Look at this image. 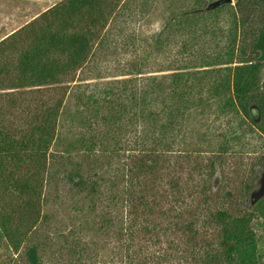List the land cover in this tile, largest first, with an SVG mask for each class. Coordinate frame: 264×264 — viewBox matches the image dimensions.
<instances>
[{"label": "trees", "instance_id": "1", "mask_svg": "<svg viewBox=\"0 0 264 264\" xmlns=\"http://www.w3.org/2000/svg\"><path fill=\"white\" fill-rule=\"evenodd\" d=\"M161 1V27L143 40L136 29ZM212 1L62 0L0 41L5 264H44L61 190L98 213L122 262L143 264L134 241L152 236L186 264H260L258 174L213 178L248 135L264 136V0L204 11ZM222 10L227 40L211 19Z\"/></svg>", "mask_w": 264, "mask_h": 264}, {"label": "rangeland", "instance_id": "2", "mask_svg": "<svg viewBox=\"0 0 264 264\" xmlns=\"http://www.w3.org/2000/svg\"><path fill=\"white\" fill-rule=\"evenodd\" d=\"M61 1L0 0V41ZM234 2L235 0H233L232 4ZM168 5L169 2L164 3L161 1L159 3V10L152 16L151 21L144 24L140 29H136V32L141 35L143 40L160 29L161 14L166 12L165 6ZM215 18H217L216 26L224 27L221 29H224V40H227L228 37H225V35L228 30V12L226 10L219 11L217 16L211 19L214 20ZM133 26L135 27V24ZM131 33L132 30L126 34ZM122 39L120 38V40ZM125 56L123 50L116 58L111 56V59L118 63ZM94 82H98V80ZM68 101L67 108H65L66 112L75 109L73 102L71 100ZM64 116L65 119L69 118L68 115ZM225 123L226 118H224V125ZM73 128L71 127L72 131L75 130ZM63 131L64 133L60 136L72 137L73 134L71 132L68 133L69 128L66 124ZM247 138L245 140V152L236 151L232 155V158L226 159V164L228 162L227 160L231 161L232 159L235 162V166L229 170V167L225 165V172H220L219 169L213 181L218 177L223 184H227L230 181L232 182L231 185H238L243 175V178L249 177L251 174L250 171L254 170L258 174V177L256 180V188L252 191L251 195L259 198L262 192H264V167L261 166L262 163L260 165L256 164L257 161L251 159L254 155L251 151L255 150L258 153L264 152V136L253 133L248 135ZM59 194L61 196L53 199L49 204L47 210L50 221L42 228V234H45L46 237L49 236L47 244H45V253L43 254L44 264H128V262L120 261V256L117 255L119 243L111 235L112 233L110 235H104L103 231L99 228V224L97 223L98 217L95 215L98 213H89L85 200L73 198L64 190H61ZM243 201L245 199L237 202L238 205H234L235 207L232 205L233 208L243 211ZM253 228L258 238L259 252L261 255L260 264H264V219L255 218ZM134 242V248L138 252L136 255L139 254L140 258H144L143 264H186L177 259V255L168 248L163 238L160 241L152 236L146 238L142 236L139 241L136 240ZM6 255V251L0 248V264L6 263ZM136 262L137 258L135 259Z\"/></svg>", "mask_w": 264, "mask_h": 264}, {"label": "water", "instance_id": "3", "mask_svg": "<svg viewBox=\"0 0 264 264\" xmlns=\"http://www.w3.org/2000/svg\"><path fill=\"white\" fill-rule=\"evenodd\" d=\"M233 0H214L212 2H210L204 9V11H211L214 10L218 7H220L221 5L224 4H232ZM264 192H262L261 196L263 195ZM260 196V197H261ZM255 199L257 198L256 196H253Z\"/></svg>", "mask_w": 264, "mask_h": 264}]
</instances>
